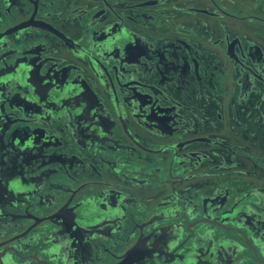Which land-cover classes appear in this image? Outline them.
Masks as SVG:
<instances>
[{
  "label": "flooded vegetation",
  "instance_id": "flooded-vegetation-1",
  "mask_svg": "<svg viewBox=\"0 0 264 264\" xmlns=\"http://www.w3.org/2000/svg\"><path fill=\"white\" fill-rule=\"evenodd\" d=\"M0 264H264V0H0Z\"/></svg>",
  "mask_w": 264,
  "mask_h": 264
}]
</instances>
